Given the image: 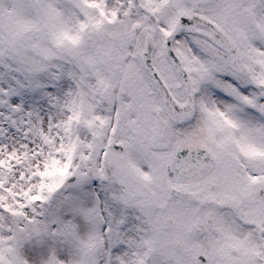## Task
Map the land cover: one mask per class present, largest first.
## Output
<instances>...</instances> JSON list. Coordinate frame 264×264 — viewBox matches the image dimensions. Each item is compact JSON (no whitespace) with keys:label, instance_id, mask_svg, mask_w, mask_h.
<instances>
[{"label":"snow or ice","instance_id":"1","mask_svg":"<svg viewBox=\"0 0 264 264\" xmlns=\"http://www.w3.org/2000/svg\"><path fill=\"white\" fill-rule=\"evenodd\" d=\"M0 264H264V0H0Z\"/></svg>","mask_w":264,"mask_h":264}]
</instances>
